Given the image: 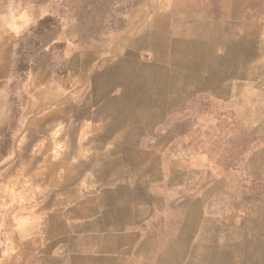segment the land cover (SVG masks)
Masks as SVG:
<instances>
[{"label":"rangeland","instance_id":"1","mask_svg":"<svg viewBox=\"0 0 264 264\" xmlns=\"http://www.w3.org/2000/svg\"><path fill=\"white\" fill-rule=\"evenodd\" d=\"M111 140L161 165L170 240L264 244V0H0V264L32 260L35 165Z\"/></svg>","mask_w":264,"mask_h":264},{"label":"crops","instance_id":"2","mask_svg":"<svg viewBox=\"0 0 264 264\" xmlns=\"http://www.w3.org/2000/svg\"><path fill=\"white\" fill-rule=\"evenodd\" d=\"M94 134L97 151L105 138L115 140L113 134ZM140 138L134 131V153ZM108 148L104 154L114 156L107 164L73 165L67 150L66 165H35L33 199L40 208L33 217L40 236L27 243L33 251L28 264H264V244L244 243L240 251L228 242L218 248L184 236L170 240L154 224L161 213L162 198L155 191L164 182L161 165H119L114 141ZM80 170L90 171V177L77 178ZM171 230L180 228L166 227ZM155 233L161 237L155 239Z\"/></svg>","mask_w":264,"mask_h":264}]
</instances>
